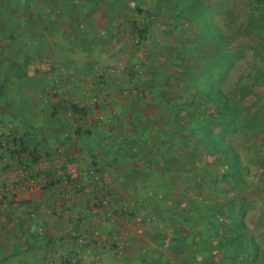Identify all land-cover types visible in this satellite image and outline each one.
<instances>
[{"label": "rangeland", "instance_id": "rangeland-1", "mask_svg": "<svg viewBox=\"0 0 264 264\" xmlns=\"http://www.w3.org/2000/svg\"><path fill=\"white\" fill-rule=\"evenodd\" d=\"M0 264H264V0H0Z\"/></svg>", "mask_w": 264, "mask_h": 264}, {"label": "crops", "instance_id": "crops-1", "mask_svg": "<svg viewBox=\"0 0 264 264\" xmlns=\"http://www.w3.org/2000/svg\"><path fill=\"white\" fill-rule=\"evenodd\" d=\"M120 45V44H119ZM119 45H118V47H119ZM125 51V50H124ZM126 52V51H125ZM122 54H127V53H122ZM111 61H114V59H111ZM64 86V90L66 89V87H65V85H63ZM114 84H113V82H110L109 84H106V89H102V88H100V89H102L103 91H110V92H112V94L114 95V98H115V100H114V103H117L118 104V106H117V110H118V112H119V114H120V112L122 111V112H124V109H126V107H128V105H126V104H128L129 102L128 101H126L125 100V97L123 96V95H121V93L120 94H115L114 93V90L112 89V88H114ZM86 87V88H85ZM78 88H79V90L80 89H82V88H84V89H82V90H80V92L82 93V95L83 94H87V93H89V92H87L85 89H89L90 87H88L87 85L85 86L84 84L81 86H78ZM84 90V91H83ZM83 91V92H82ZM116 99H117V101H116ZM63 101H65V99L63 100ZM116 101V102H115ZM116 104V105H117ZM61 108V106L60 105H58L57 104V102H48L46 105H45V107L42 109V113L43 114H45V115H47L49 118H53V117H56V116H59L60 115V110H58V109H60ZM57 112V114H56V112ZM56 129V128H55ZM55 129H53L52 128V135H53V137H54V142H56L57 141V143L58 142H62V143H65V142H68L69 140H71L73 137L71 136V135H67V137H66V135H63L62 136V134H61V132L59 131V130H57V132H56V130ZM36 130H38V129H36V128H32L31 129V132H32V137H33V139H34V137H36L35 136V133L37 132ZM40 131V130H39ZM65 134H71V132H69V133H67L66 131L64 132ZM118 135V134H117ZM51 136V135H50ZM68 136H70V137H68ZM37 137H39V136H37ZM76 139V138H75ZM75 139L73 140L74 142H75ZM76 140H78V141H80V144H78L79 146H81V144H82V146L84 145V146H86L87 148L86 149H88V148H90V147H92V145H94L95 146V148H97L98 150H96V151H98V152H96L95 153V156H96V161H97V163L98 164H101V165H103L104 163H106V162H104V160H103V153L105 152V150H108L109 152H110V150L109 149H107V148H105L104 146H102L99 142H101L102 143V141L103 140H101V141H99L98 140V137H96L94 134H92L91 132H87V133H84V134H82V135H80L79 136V138L78 139H76ZM37 142L35 141L34 142V144H36ZM61 143V144H62ZM77 143H79V142H77ZM108 144H109V142H108ZM97 146V147H96ZM82 148V147H81ZM94 148V149H95ZM105 148V149H104ZM104 149V150H103ZM35 151V150H34ZM38 152V151H37ZM39 153V152H38ZM40 154V153H39ZM41 155V154H40ZM41 159V158H40ZM39 162V161H38ZM36 163V162H35ZM52 196H54L55 197V194H52ZM49 199H50V201L52 200V197L50 198L49 197ZM50 219V221L48 220V224L51 226L50 228L52 229V225H54V226H58V225H62V224H58V222H57V220L54 218V216H52V217H50L49 218ZM51 220H52V223H50L51 222ZM55 230H57V228L55 229ZM42 242V240H37V242H35V244L34 245H38L39 243H41Z\"/></svg>", "mask_w": 264, "mask_h": 264}, {"label": "trees", "instance_id": "trees-1", "mask_svg": "<svg viewBox=\"0 0 264 264\" xmlns=\"http://www.w3.org/2000/svg\"><path fill=\"white\" fill-rule=\"evenodd\" d=\"M143 31H145V30H143ZM74 108H75V110H79V109H76V106ZM222 149H224V152H226L225 154H227L228 149L227 148H222ZM30 156L32 157V163L38 162L40 160V158H41V155L37 151L36 152L35 151L34 152H30ZM230 203H232V202L230 201L229 203H224L223 205L228 209L229 206H231ZM216 210H217V212H218V214L220 216H223L225 214L227 216H229V214H227L226 212H224L221 209H216Z\"/></svg>", "mask_w": 264, "mask_h": 264}, {"label": "built area", "instance_id": "built-area-1", "mask_svg": "<svg viewBox=\"0 0 264 264\" xmlns=\"http://www.w3.org/2000/svg\"><path fill=\"white\" fill-rule=\"evenodd\" d=\"M88 173L90 174V175H93L96 179L98 178V175L96 174V172L93 170V169H89L88 170ZM30 182H32V181H30Z\"/></svg>", "mask_w": 264, "mask_h": 264}]
</instances>
